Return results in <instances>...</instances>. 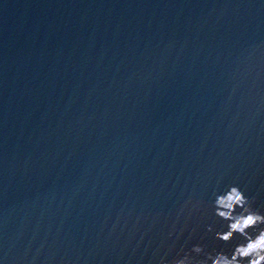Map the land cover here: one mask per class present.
<instances>
[{
  "label": "water",
  "instance_id": "1",
  "mask_svg": "<svg viewBox=\"0 0 264 264\" xmlns=\"http://www.w3.org/2000/svg\"><path fill=\"white\" fill-rule=\"evenodd\" d=\"M251 212L264 0H0V264H261Z\"/></svg>",
  "mask_w": 264,
  "mask_h": 264
},
{
  "label": "clouds",
  "instance_id": "2",
  "mask_svg": "<svg viewBox=\"0 0 264 264\" xmlns=\"http://www.w3.org/2000/svg\"><path fill=\"white\" fill-rule=\"evenodd\" d=\"M264 221V216L259 215L258 213L251 212L249 215L242 217L238 223H233L229 226L231 230L239 231L241 228L246 226H251L256 222ZM227 238V237H222ZM264 249V230H261L253 239L249 240L246 245L235 249V254L240 255L241 257L252 253L257 257V260L264 258V252H258L257 250ZM194 251L199 252V248H195ZM221 261V264H237V261L233 259L228 260L224 256L219 255L217 257ZM174 264H186L185 260L175 261ZM194 264H206L205 261H195ZM215 264V261H213ZM248 264H256V261H249Z\"/></svg>",
  "mask_w": 264,
  "mask_h": 264
},
{
  "label": "rangeland",
  "instance_id": "3",
  "mask_svg": "<svg viewBox=\"0 0 264 264\" xmlns=\"http://www.w3.org/2000/svg\"><path fill=\"white\" fill-rule=\"evenodd\" d=\"M261 264H264V261Z\"/></svg>",
  "mask_w": 264,
  "mask_h": 264
}]
</instances>
